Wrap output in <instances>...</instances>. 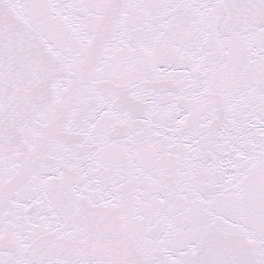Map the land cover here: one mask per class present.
Listing matches in <instances>:
<instances>
[{"label":"snow or ice","instance_id":"6c2138e0","mask_svg":"<svg viewBox=\"0 0 264 264\" xmlns=\"http://www.w3.org/2000/svg\"><path fill=\"white\" fill-rule=\"evenodd\" d=\"M0 264H264V0H0Z\"/></svg>","mask_w":264,"mask_h":264}]
</instances>
